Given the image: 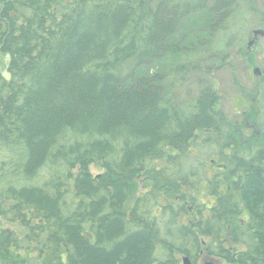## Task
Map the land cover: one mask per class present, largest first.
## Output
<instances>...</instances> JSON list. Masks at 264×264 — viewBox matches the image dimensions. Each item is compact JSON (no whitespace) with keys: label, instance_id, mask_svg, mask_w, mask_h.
<instances>
[{"label":"trees","instance_id":"obj_1","mask_svg":"<svg viewBox=\"0 0 264 264\" xmlns=\"http://www.w3.org/2000/svg\"><path fill=\"white\" fill-rule=\"evenodd\" d=\"M256 1L0 0V264H264V100L216 75Z\"/></svg>","mask_w":264,"mask_h":264},{"label":"rangeland","instance_id":"obj_2","mask_svg":"<svg viewBox=\"0 0 264 264\" xmlns=\"http://www.w3.org/2000/svg\"><path fill=\"white\" fill-rule=\"evenodd\" d=\"M255 5L260 11L264 12V0H257ZM241 25L243 24L237 26L239 30H241ZM253 30H264V25H260ZM247 37L250 38L248 39ZM247 37V40L244 41V46L240 51L241 57L231 66V68L222 69L216 74L218 77L217 83L223 97L222 104L224 109L232 115V118L234 117L240 120L245 119V110L248 109L250 113H254L257 111L256 108H258L255 103V97L257 94L255 84L246 77L243 73L242 67L248 68L253 74H255V70L264 72V36H259L260 38L258 40L256 39V44L253 43L252 45L249 44L251 42V35L249 34ZM1 64L0 69L2 70V73H4L7 71L6 63L1 61ZM244 64L246 66H244ZM258 83L259 82L256 83L257 86ZM92 171L95 175L100 173V169L97 167H92ZM7 228L16 232H21L17 224H8ZM209 263L230 264L220 258L209 256L206 250V256H203L202 259L198 261V264ZM181 264H183V257Z\"/></svg>","mask_w":264,"mask_h":264},{"label":"flooded vegetation","instance_id":"obj_3","mask_svg":"<svg viewBox=\"0 0 264 264\" xmlns=\"http://www.w3.org/2000/svg\"><path fill=\"white\" fill-rule=\"evenodd\" d=\"M255 30H253V31H251V33H250V35H251V42L252 43H255L256 42V39L258 40L260 37H262V36H260V37H255L254 36V34H253V32H254ZM250 38V37H249ZM248 38V39H249ZM256 44V43H255ZM242 70H243V68H242ZM246 72H247V74H246ZM246 72H245V75H246V77L247 78H249L254 84H255V87H256V92H257V94H256V97H255V103H256V106H258L259 107V105H260V103L264 100V72H261V71H256L255 70V74H253V73H251V71H249L248 70V68H246ZM257 82H259L258 83V86L256 85V83ZM207 247H205L204 248V251H203V253H202V256H201V259H202V257L203 256H206V250H207V252H208V255L209 256H213V257H215L212 253V251H211V249L214 247L213 246V244H211V242H209L208 240H207ZM216 246V245H215ZM220 247V246H219ZM227 247V246H226ZM217 248V247H216ZM223 249L225 250L226 248L225 247H223ZM241 252V251H240ZM240 252H238V253H240ZM239 255V254H238ZM238 255L236 254V256L234 257V260H236V264H240L239 262H238V260H239V258H238ZM206 258V257H205ZM217 258V257H216ZM220 259H222V260H224L225 261V259L224 258H220ZM199 261V260H198ZM198 261H196V262H193V264H198Z\"/></svg>","mask_w":264,"mask_h":264},{"label":"water","instance_id":"obj_4","mask_svg":"<svg viewBox=\"0 0 264 264\" xmlns=\"http://www.w3.org/2000/svg\"><path fill=\"white\" fill-rule=\"evenodd\" d=\"M254 36L255 37H258V36H264V31L263 30H257L254 32ZM253 43L251 42L250 45H252ZM3 77L7 80V81H10L12 76L9 72H4L3 74ZM183 263L184 264H193V262L191 261V259L189 257H185L184 260H183ZM211 264V263H209Z\"/></svg>","mask_w":264,"mask_h":264}]
</instances>
